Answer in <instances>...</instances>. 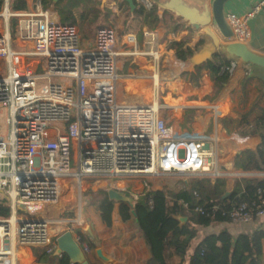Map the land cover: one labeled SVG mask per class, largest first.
Masks as SVG:
<instances>
[{"label": "built area", "instance_id": "2783aa9c", "mask_svg": "<svg viewBox=\"0 0 264 264\" xmlns=\"http://www.w3.org/2000/svg\"><path fill=\"white\" fill-rule=\"evenodd\" d=\"M24 1L28 8L16 10L13 0H0V108L8 110V138L0 137V197L11 208L10 217L0 218V264H25L29 246L55 252L60 235L52 237L45 209L58 205L74 184L220 175L218 138L177 131L162 114L158 73L167 57L155 30L145 29L140 43L134 32L120 36L117 26H104L96 31L93 48L83 49L75 25L59 22L43 0ZM135 1L145 11L155 8L153 0ZM263 4L244 16L226 14L234 34L228 42L249 44V22ZM140 59L155 70L153 102L120 103V61ZM241 65L228 60L221 73L231 77ZM75 108L78 117L72 118ZM194 197L199 200L197 193ZM194 210L251 223L264 218L263 193L258 190L251 204ZM68 223L71 233L84 228L81 214ZM74 239L85 255L92 251L79 235Z\"/></svg>", "mask_w": 264, "mask_h": 264}, {"label": "crops", "instance_id": "0c3cea01", "mask_svg": "<svg viewBox=\"0 0 264 264\" xmlns=\"http://www.w3.org/2000/svg\"><path fill=\"white\" fill-rule=\"evenodd\" d=\"M122 1L126 0H108L106 8H108V10H110L112 13L115 12L120 15H122L123 12L128 15L129 10L131 13H133L128 2L126 1V5L122 3ZM153 1L155 3V9L161 17V23L155 25L154 27H149L143 24V31L145 29H152L157 32L161 45L163 46L162 51L166 54L167 57L165 62H168L169 58H174L176 60V64L179 67L183 68L182 73L184 75L185 72H188L189 64L188 62H184L177 57L176 47H173L172 45L183 44L182 49H191L192 51H194L195 54L204 44L203 39L206 35V31L209 30L219 37L216 29L212 26V3L214 0ZM135 4L136 10H138L139 6L136 1ZM258 4L259 2L255 0H230L225 6V12L226 14L234 13L239 16H244ZM28 6L29 4L27 2V8ZM252 19L256 20L254 24V30L251 31V40L248 46L254 51L264 55V16L258 17L256 14ZM143 31L141 33L142 40L136 33L140 43L143 42ZM221 41L223 40L221 39ZM142 62L149 64V66H151L150 64H152L148 60L140 59L136 65L142 68ZM260 74L264 75V71L256 67H247L241 65L237 69L235 74L231 76L228 83L225 84L220 90L218 94L219 98H217V103L216 105H214L213 108L215 109L216 113L222 116V118L230 117L233 119H239L243 114L249 112L252 109H254L253 117L256 116L259 112H261L264 109V81L260 77H258ZM147 79L151 80V76L147 77V75L145 74L143 79L136 77H122L119 79V81L124 83L126 81L143 83V86L137 92H139L141 95L147 96L148 94L149 96L151 95V92L147 87H145V85L148 84L149 81ZM202 81L204 87H207L208 85L213 87V84L215 86V83L211 79L209 72L206 70L202 72ZM165 84L168 85L167 89L170 88V91H175L176 94L180 93L181 84L178 80H175L173 82H168L165 80ZM200 90L201 89L199 88L192 89V91ZM236 93H240L243 97L242 99L244 100V104L242 106H244L245 104L247 106L245 112L238 115L236 113L238 108L236 109V104L233 100V96H235ZM206 94L208 93L206 92ZM152 96L153 94L151 95V97ZM196 96H199V101L201 103H205L204 100H200V95ZM247 96L249 99H246ZM182 98L183 97L179 99ZM197 101L198 100H194V102ZM171 105L173 110L181 112L183 111V115L186 114V108H183L184 106H182L181 104L175 106L174 104ZM194 125L195 124H193V128ZM220 127H222L221 123ZM199 128L205 129V126L201 124L199 125ZM222 130L224 131L225 136L222 138L218 137V146L220 151L219 166L221 168L223 167L226 170H229V168L235 170L233 168V162L235 157L246 149H256L257 146L260 144L261 139L259 136L243 137L236 133L229 134L232 135V137H229L227 131L224 130L223 127ZM223 175L230 176L229 173ZM167 176L171 177L174 175ZM257 177L264 178V176ZM126 182L135 181H121L117 183L118 187H116L115 190L119 191L120 193H123L126 189V186L124 185L123 187H120V184H125ZM183 183V187L173 190L167 189L166 184L164 183L161 184L158 181H152V183L147 185H145V183H141V188H133L130 189L128 192H131L132 195L135 194L142 196L149 189H152L153 191L169 190L172 192H180L182 190H185V188L189 189V186L186 185L185 182ZM226 188L227 191H233L234 189L229 188L228 183ZM81 215L84 221V228L82 230H77L72 234L75 238L76 235H78L79 231L85 233L84 235H86L95 245L96 248L94 250L92 249L90 253L86 254V258L89 261V264H147L152 259L151 250L138 227L136 219H132L128 222L121 221L119 217L118 205H116V208L113 212V223L111 227H107L103 223L99 211L96 207L92 205L86 206L84 209H82ZM68 221H70V219L60 220L61 227L59 228H63V230H54L52 232V237L65 233L70 227ZM260 228L264 229V218L246 224L224 222L213 223L208 227H197V238L191 243V248L188 251V254L185 258V262L183 264H193L192 259L195 249L197 248L201 240L206 236L216 235L226 230L230 233L232 237L236 238L241 234L253 233L254 231ZM257 247V264H264V240L260 244H258ZM97 249H101L103 255L107 257L110 261L105 262L100 259L96 254ZM23 254V260L25 261V264H55L54 258L49 259L50 255L41 259L36 255L27 258V249H24ZM167 256L169 264H182V259L176 255L175 247L171 245L168 246ZM215 262L216 257L212 253L207 252V255L204 258L198 260L196 264H214Z\"/></svg>", "mask_w": 264, "mask_h": 264}, {"label": "trees", "instance_id": "16d2710c", "mask_svg": "<svg viewBox=\"0 0 264 264\" xmlns=\"http://www.w3.org/2000/svg\"><path fill=\"white\" fill-rule=\"evenodd\" d=\"M76 1L78 0H70L68 6L60 8L59 1L43 0V7L46 10L53 8L60 16L61 23L74 25L72 11L79 4ZM122 3L127 5L126 1H122ZM14 6L16 10L27 9V3L24 0H18ZM107 10L100 7L97 13L99 16L102 13H105V15L110 14L111 11ZM128 14L140 18L142 23L149 27H154L161 23V17L155 8L151 11L139 8L133 13L129 10ZM104 26H99L98 29ZM139 38L142 40V34L139 35ZM172 46L176 47L177 57L184 62H187L194 55V51L191 49H182L183 44H173ZM214 60V62H208L197 67L194 72H185L184 76L197 87L202 78V72L204 70L208 71L215 83L218 95L231 77L226 73H221V67L228 62V59L225 56L217 55ZM125 83L136 91L143 86V83L140 82L126 81ZM165 101L170 105L174 104L172 97L168 100L165 99ZM253 114L254 109L243 114L239 119L222 118L220 123L228 134L236 133L243 137H260L261 142L256 149H246L235 157L233 168L245 173H264V109L254 117ZM226 187L225 178H218L214 182L209 179H192L189 182V189L180 192L169 190L153 191L149 189L137 200L127 194L132 201V205L126 202L111 201L108 191H103L97 194V199L94 200L95 203L92 206L97 208L103 223L107 227L112 226V216L116 205H118L121 221L128 222L136 219L138 227L152 253V259L147 264H169L167 256L169 245L175 247L176 255L182 259L183 264L191 248V243L197 238V227H208L213 223L231 222L228 217H223L220 213H217L213 218L196 213L194 209L197 205L203 206L207 210L215 205L228 208L241 203L251 204L257 200L258 190H262L264 198V178H242L237 180L229 197L222 201V197L227 193ZM86 189L91 188L88 187ZM194 193L198 194L199 200L194 197ZM185 205L188 206V213H186ZM10 216L11 208L8 200L0 197V218H8ZM179 216L187 217V223L182 224L177 218ZM78 235L91 249L94 250L96 248L82 232L79 231ZM263 240L264 229L261 228L253 233L241 234L236 238L232 237L226 230L216 235L206 236L195 249L192 259L193 264L204 258L207 252L212 253L216 257L214 264H257V246ZM39 249L27 248V258L36 255L41 259L48 256L46 251ZM51 257L54 258L55 264H71L69 258L64 254L60 257H54L52 254Z\"/></svg>", "mask_w": 264, "mask_h": 264}, {"label": "rangeland", "instance_id": "374dc122", "mask_svg": "<svg viewBox=\"0 0 264 264\" xmlns=\"http://www.w3.org/2000/svg\"><path fill=\"white\" fill-rule=\"evenodd\" d=\"M18 0H13V3H16ZM60 2V8L68 6V3L70 0H55ZM103 2V0H78L79 4H77V7L73 9L72 16L74 17V25L79 31V35L81 38V44L83 49L87 48H93L94 45V39L96 35V30L99 26H117L119 28V34L120 36L125 35L129 32H134L140 35L143 31V23L140 20V18H137L136 16H130L123 12L122 15L117 13H110L105 15V13L101 14V16L98 15V8H105L106 10V4ZM56 16L57 20L61 22V18L58 15L57 12L53 8L50 9ZM108 11V10H107ZM110 11V10H109ZM99 16V17H98ZM97 17V18H96ZM12 33L13 37H16V21H12ZM119 64L120 72L119 75L124 77H136L143 79L144 75L146 74L147 77L152 76L155 73V70L152 68L153 66H149V64H146L142 62V68L138 67L136 64H132L130 62L126 61H120ZM36 64V62H35ZM250 67V66H247ZM183 68L179 67L176 64V60L174 58H169L168 62H165L161 64L160 70H159V79H160V103L165 108L162 111V114L166 118V120L169 122L171 126H173L174 129L177 131L189 133V134H201L205 137H212V138H222L225 136L224 131L222 130V127H220V118L222 116L218 115L215 111L214 105H216V100L219 98L217 95V88L214 86H207L204 87L202 78L196 87L192 83H190L189 80L186 79V77L182 73ZM167 78V79H166ZM146 79V78H145ZM149 80V79H147ZM165 80L168 82H173L175 80H178L181 84V91L180 93H175V91H170L167 89V84H165ZM170 80V81H169ZM120 82V85L118 87V99L120 103H126V104H149L153 102L154 99V93L155 89L152 85V82L149 80L148 84L145 85L150 92L151 95L145 96L141 95L136 90L130 88L128 84L124 82ZM199 88L200 91H192V89ZM211 88V90H210ZM206 92L208 94H206ZM200 95L201 101L204 100L205 103H201L199 101ZM249 95V94H248ZM167 97V98H166ZM174 99V106L175 105H182L185 109L186 114L183 115V111H177L173 110L172 105L167 103L165 101L169 98ZM183 97L182 99H179ZM240 93H236L235 96H233V100L236 104V113L242 114L246 110V104H244V100L242 99ZM149 99V100H148ZM245 99V98H244ZM246 99H249L248 96ZM194 100H198L197 102H194ZM242 106V107H241ZM179 115V116H178ZM78 117V109L75 108L72 112V118ZM7 118H8V110L4 108H0V137H3L5 139L8 138V125H7ZM193 124L194 128H193ZM203 124L205 126V129L199 128V125ZM196 130V131H194ZM205 132V133H200ZM229 137H232V135H229ZM220 175L219 176H180V175H174L171 177L161 176L153 179H146L141 183H147L150 184L152 181H158L161 184H166L167 189H173L176 190L177 188L183 187V182L186 180L188 183L192 179H209L212 182L216 181L218 178H225L226 182L229 184V188H234L235 183L237 180L242 178H256V176H247V177H240L238 175H230L226 176L223 174H240L245 173L242 171L233 170L232 168H229V170L221 168L219 166ZM213 173V171H211ZM250 174H256L258 172H248ZM263 178V177H259ZM122 180H113L109 181L108 179H99V180H86L82 183V187L74 184L73 191H68L66 189L63 191V196L60 201V203L53 207H48L45 209L44 216L52 221L51 228L53 230H59L62 231L63 228H59L60 226V220H66V219H76V217L81 214L82 209H84L86 206L94 205V200L97 199V194L108 191L110 189H115L118 187L117 183L121 182ZM141 183L137 182H126L125 184H121L120 187L126 186V189L121 194H129L132 195L131 192H128L130 189H139L141 188ZM112 184V188L110 186ZM91 189H86V188ZM185 188V186H184ZM134 189V190H135ZM186 189V188H185ZM128 192V193H127ZM227 192H232L231 190ZM72 216V217H71ZM59 228V229H58ZM49 259H52L51 255L49 256ZM49 261V260H48Z\"/></svg>", "mask_w": 264, "mask_h": 264}, {"label": "water", "instance_id": "95a60500", "mask_svg": "<svg viewBox=\"0 0 264 264\" xmlns=\"http://www.w3.org/2000/svg\"><path fill=\"white\" fill-rule=\"evenodd\" d=\"M106 0H103L105 3ZM132 10L134 12L136 10V4L134 0H126ZM230 0H214L212 3V26L216 29L217 34L221 39L212 33L211 31H206V35L204 37V44L198 50L197 53L192 55L188 60L189 68L188 72H194L195 69L199 66H202L208 62H214V57L217 55L225 56L228 60H239L244 66L256 67L264 71V55L260 54L253 49H251L247 44L243 43H234L228 42L233 38L234 34L230 26L226 21V12L225 6ZM257 2H264V0H255ZM257 16H264V4L262 5L260 11L257 13ZM256 19H251L249 22L251 31L254 30V24ZM260 77L264 81V75L260 74ZM230 175H238L242 177L247 176H264V173H240V174H230ZM185 176V175H181ZM185 184L189 186L188 181H185ZM231 193L227 192L223 197L222 201L227 199ZM108 195L111 201L115 202H126L132 205V201L127 194H121L119 191L115 189H110L108 191ZM133 215L136 217V214L133 212ZM178 220L185 224L188 221L187 217L179 216ZM57 249L53 253L55 257H60L63 254L66 255L71 264H89V261L86 258L83 250L80 245L75 241L73 234L69 231L60 235L57 240ZM97 256L105 262H109L110 260L105 257L101 251V249H97Z\"/></svg>", "mask_w": 264, "mask_h": 264}, {"label": "bare ground", "instance_id": "6f19581e", "mask_svg": "<svg viewBox=\"0 0 264 264\" xmlns=\"http://www.w3.org/2000/svg\"><path fill=\"white\" fill-rule=\"evenodd\" d=\"M150 65L152 66V64H150ZM120 185H121V184H120ZM122 185H123V184H122ZM122 185H121V186H122ZM29 247H31V246H29ZM29 247H28V248H29Z\"/></svg>", "mask_w": 264, "mask_h": 264}]
</instances>
